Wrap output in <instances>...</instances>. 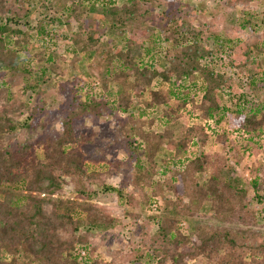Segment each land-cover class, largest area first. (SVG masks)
<instances>
[{"label":"trees","instance_id":"obj_1","mask_svg":"<svg viewBox=\"0 0 264 264\" xmlns=\"http://www.w3.org/2000/svg\"><path fill=\"white\" fill-rule=\"evenodd\" d=\"M115 1L96 9L95 0H0V264H102L91 255V240L117 220L84 183L110 177L122 163L112 171L89 169L82 148L92 142L76 135L75 126L86 117L118 114L126 121L117 124L115 139L133 163L132 191L105 183L99 191L117 194L127 207L157 198L163 207L149 217L154 232L143 234L131 264H264V164L246 168L253 179L243 182L233 135L244 136V151L258 153L264 0H217L238 8L229 33L217 19L202 20L215 14L210 5ZM52 39L68 43V68L59 66ZM79 53L92 56L91 85L74 74ZM66 75L68 84H59L70 87L64 111L51 123L42 95ZM214 120L222 127L217 132L208 123ZM212 139L222 151L205 148ZM161 148L172 155L158 166ZM68 185L82 201L62 200ZM182 223L191 226L183 232ZM5 253L20 255L7 261Z\"/></svg>","mask_w":264,"mask_h":264},{"label":"rangeland","instance_id":"obj_2","mask_svg":"<svg viewBox=\"0 0 264 264\" xmlns=\"http://www.w3.org/2000/svg\"><path fill=\"white\" fill-rule=\"evenodd\" d=\"M78 0H76L77 2ZM95 7L99 8V6L105 2L110 0H95ZM217 0H188L191 5H210L215 8V14L210 15L206 14L202 20H210V18L217 19L216 23H219L220 27H223V30L229 33L228 29L230 26V22L235 18V14H238V8L231 9L227 7H223L221 4L216 5L215 2ZM92 2V1H91ZM93 3V2H92ZM117 6L122 5V0L115 1ZM251 6L256 8V2H252ZM92 9V8H91ZM89 8V10H91ZM85 22V26L87 23ZM61 34L65 35V38H68V33H66V28L61 27L58 29ZM75 34L77 33L76 29H74ZM248 33L244 34L247 35ZM63 35V36H64ZM258 35H261V30L258 31ZM243 39L245 38L242 35ZM256 35H252L251 37H255ZM61 38V37H60ZM50 48L52 51H55L56 56L60 59L61 63L59 66L61 69L68 68V64H70L73 60V55L71 53L66 52V47L68 45L67 42L60 41V39H52L50 40ZM36 50L33 47V52ZM32 52H30L31 55ZM89 56V57H88ZM80 62L76 64L75 67V75L76 77H80L86 84L91 85L93 81L90 77L96 78L97 71L96 69H90L89 63L92 60V56L87 54L79 53ZM59 63V62H58ZM70 79V75H66L64 79H59V81L54 82L48 85L47 92L42 95L50 113V121L51 123L56 124L57 116L62 114L64 111V99H66L69 94L70 87L68 85L64 86L63 90H60V82L63 84H68L67 80ZM96 80V79H95ZM97 81V80H96ZM99 87V86H98ZM98 90H102L98 88ZM26 99V98H25ZM17 100H24L23 95L18 94ZM223 112L220 114V117L223 116ZM231 130L233 131L236 128V124L234 120L229 116ZM144 119H147L146 117ZM218 117L216 118V120ZM126 121V117L118 114L116 117L102 116V117H86L84 120L80 121L75 126L76 135H81L84 137H88L91 139L90 145L83 146L82 150L85 153L87 166L89 169L99 170L101 172L112 171L111 169L115 168L118 162L122 163V167L118 172H112L110 177H105V175H100V178L96 180L94 183L85 182V192L97 191L96 196L94 197V202L101 206L106 212L113 218H115L116 226L112 230L104 234H98L91 240V247L93 250L91 251V255H95L98 257L97 259L102 264H131L134 256L138 255V249L141 248L140 241L145 240L146 232L148 234L154 232L153 223L149 217H153L157 212L161 211L163 208L161 206V198H157L155 204L144 206L139 205L137 201L131 207L125 206V200L120 198L117 194L114 193H102L99 189L103 186V184H107L109 186H113L121 190L122 193H130V179L133 176V163H128V154L126 149L116 141L115 135L117 133V124ZM129 123L130 120H127ZM214 132H217L222 129L221 125L217 124L214 120L213 123ZM230 129V128H229ZM208 134H210V130H207ZM234 137L236 138L237 150L241 153L242 161L238 168H242V173L237 174L241 176L243 182L249 183L253 176L249 174L246 170L249 166H260L264 164V160H262V155L264 153V135L263 139L258 141L257 147L259 149L256 155L251 154L248 150L244 151L243 142L245 140L244 136L238 132L234 133ZM211 152H217L223 150V145L217 144L213 139L211 142L205 147ZM161 154L157 155L155 161L158 166L162 165V157L169 156L166 154H171L170 151L161 148ZM37 150V151H36ZM37 157L39 159L42 158L41 150L35 147ZM164 151V152H163ZM164 153V155H163ZM142 166H148L145 164V160L141 157ZM259 179L262 183H264V173L260 174ZM18 189V188H17ZM72 185H68L67 191L62 197V200L68 202V200H80L83 199L81 197H77L76 193L72 192ZM20 191V189L18 190ZM23 192V191H21ZM165 197H170L169 194L164 193ZM253 209L256 208L255 205L251 206ZM133 212L131 216H127L124 212ZM154 218H156L154 216ZM260 220V218H259ZM261 221V220H260ZM182 230L184 232L185 228L191 226L190 223H182ZM145 230V231H143ZM189 230V229H188ZM20 253L13 255H5L3 254V258H6L7 261L10 259H18ZM21 264V263H19Z\"/></svg>","mask_w":264,"mask_h":264},{"label":"built area","instance_id":"obj_3","mask_svg":"<svg viewBox=\"0 0 264 264\" xmlns=\"http://www.w3.org/2000/svg\"><path fill=\"white\" fill-rule=\"evenodd\" d=\"M208 123H209V125H211L210 122H208Z\"/></svg>","mask_w":264,"mask_h":264}]
</instances>
